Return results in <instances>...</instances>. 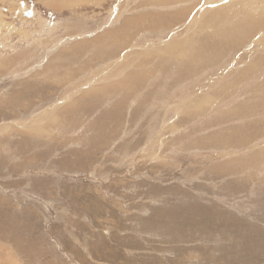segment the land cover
Instances as JSON below:
<instances>
[{
  "label": "rangeland",
  "instance_id": "1",
  "mask_svg": "<svg viewBox=\"0 0 264 264\" xmlns=\"http://www.w3.org/2000/svg\"><path fill=\"white\" fill-rule=\"evenodd\" d=\"M263 179L264 0H0V264H264Z\"/></svg>",
  "mask_w": 264,
  "mask_h": 264
},
{
  "label": "bare ground",
  "instance_id": "2",
  "mask_svg": "<svg viewBox=\"0 0 264 264\" xmlns=\"http://www.w3.org/2000/svg\"><path fill=\"white\" fill-rule=\"evenodd\" d=\"M44 1V3L46 4V5H49L50 7H52V8H54V9H57V10H61V9H63V7H65V8H67V7H73V4H74V2H76V0H61L62 1V3L63 4H61V5H57L56 4V2H58V1H60V0H43ZM82 1H88V0H82ZM194 1H196V0H194ZM64 5H66V6H64ZM77 5V4H76ZM188 10V9H187ZM150 15L149 16H143L142 18L140 17V18H135V19H131V20H129L128 22L130 23V25H133L134 26V28L135 29H139V30H143V29H148V28H150V27H152V29H155L156 27H160L163 23H164V20L165 19H163L162 17H160L159 19H153L152 17L154 16V13H149ZM152 18V19H151ZM156 18V17H155ZM181 18V17H180ZM194 18V17H193ZM253 24H255V23H253ZM253 27V25H251V28ZM162 28V27H161ZM111 33V32H110ZM110 33L109 34H107L106 36H103V38L101 39V41H98V42H96V44L98 45V44H100V47L102 48L100 51H101V53L102 54H105V55H107V56H109V57H112V55H111V50L112 49H114V50H112L113 51V53H114V56H115V53H116V51H117V49L119 48V52H120V50H122V49H124V47L123 48H120L121 46H122V43H117V41L115 40V37H117V35H118V33L117 34H115L114 35V37H111V39H112V41H107L106 39H107V37H108V35H110ZM114 39V40H113ZM105 40V42H103ZM82 41V40H81ZM80 41V43L81 44H83V45H90V44H87L86 42H81ZM107 42V43H106ZM231 43V42H230ZM233 43V42H232ZM216 45V44H215ZM232 46V45H231ZM99 47V46H98ZM127 47V46H126ZM225 47H226V45H225ZM228 48V47H227ZM222 49V48H221ZM224 50V49H223ZM175 54V53H174ZM173 54V55H174ZM221 54V53H220ZM99 55V54H98ZM176 55V54H175ZM165 56V55H164ZM178 56H182V58L184 57V56H186L185 55V52H182L180 55H178ZM107 59V58H106ZM164 59V58H163ZM163 59H159V61H161V60H163ZM251 59V58H250ZM139 60V59H138ZM252 60V59H251ZM144 61H146V58H144V59H142L141 60V62H139V63H137V66L134 68V70L136 69V72H139V73H142V71H141V69H140V67H141V65H142V63L144 62ZM201 61V60H200ZM198 62H199V60H198ZM198 62H196L195 61V58L193 57L192 58V62H191V64L192 65H195V66H197L198 65ZM101 63H103V61L101 60L100 61V63H99V65L101 64ZM133 63H135V61L133 62ZM168 63V62H167ZM140 64V65H139ZM161 64V66H160V68H159V70L160 69H162V63H160ZM133 65V64H132ZM128 66V69H129V66H130V64L129 65H127ZM140 66V67H139ZM143 66V65H142ZM242 67V66H241ZM125 68H127V67H125ZM114 69H117V68H114ZM217 69V68H216ZM120 70H122V71H119V74L118 75H121V74H123L124 72H125V70L126 69H120ZM145 70V69H144ZM223 70V69H222ZM115 72H117V70H114ZM127 71V70H126ZM158 71V70H157ZM156 71V72H157ZM146 72H147V70H146ZM156 72H153L152 70H151V73L149 72V73H146V74H144V73H142V74H144V75H140V78L137 80L136 78L135 79H133L132 80V78H130L129 80L128 79H126V77L125 78H122V79H120V77H118V79H120V80H117L116 79V75L115 74H113V72L111 73V74H108V77L110 78V81H118V82H120L121 83V85H120V87L119 88H132V89H134V90H138V89H141V88H143V87H145V82H141L142 80L141 79H147V80H151V79H153V77H155V76H160V73H161V71L158 73H156ZM57 74H59V72H57ZM133 76V75H132ZM131 76V77H132ZM236 76V74H231V76H230V78L229 79H232V78H234ZM162 77V76H161ZM94 78V77H93ZM95 78H97V75L95 76ZM107 78V77H106ZM182 78H183V76H182ZM218 78V77H217ZM179 79H181V78H179ZM103 80L104 79H102V80H100L101 82H103ZM147 80H145V81H147ZM99 81V82H100ZM218 82V81H217ZM226 82H228V80L226 81ZM113 83V82H112ZM153 83V82H152ZM222 83H224V82H222ZM222 83H220L221 85H222ZM225 84V83H224ZM223 84V85H224ZM212 85V84H211ZM200 86V85H199ZM213 86V85H212ZM215 86V85H214ZM233 86H235V85H233ZM157 87V86H156ZM220 88H221V86H220ZM42 90V89H41ZM195 90V89H194ZM225 91V90H224ZM205 99V98H204ZM206 102H207V100H205ZM204 101V102H205ZM208 104V103H207ZM203 105V104H202ZM204 105H205V103H204ZM199 107V106H198ZM200 108V107H199ZM181 112V111H180ZM250 129H252V128H250ZM251 134V133H250ZM241 143V142H240ZM242 144V143H241ZM235 148H237V147H239V146H234ZM243 149V148H242ZM259 154V152L256 154V155H254L253 157H251V159H250V161L251 162H249L248 163V161L247 162H245L244 164L245 165H248V167L250 168V169H254L255 167H254V165H253V163H252V159H254V157L255 156H257ZM230 158V157H229ZM233 159V158H232ZM226 160V159H225ZM257 162H258V159H257ZM260 162V161H259ZM233 162L230 160V161H228V162H225L224 163V165H223V167L224 166H227V167H230V169L232 170L233 169V167H232V164ZM218 167V166H217ZM241 171V170H240ZM223 172V171H222ZM263 181H264V179H263Z\"/></svg>",
  "mask_w": 264,
  "mask_h": 264
}]
</instances>
